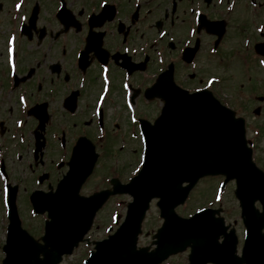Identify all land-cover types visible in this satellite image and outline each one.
<instances>
[{"label": "flooded vegetation", "instance_id": "af4514ba", "mask_svg": "<svg viewBox=\"0 0 264 264\" xmlns=\"http://www.w3.org/2000/svg\"><path fill=\"white\" fill-rule=\"evenodd\" d=\"M263 40L264 0H0V262L8 198L32 226L29 195L54 189L75 146L98 154L83 194L125 181L141 123L161 111L146 87L169 67L181 88L230 104L226 72L263 71Z\"/></svg>", "mask_w": 264, "mask_h": 264}, {"label": "water", "instance_id": "95a60500", "mask_svg": "<svg viewBox=\"0 0 264 264\" xmlns=\"http://www.w3.org/2000/svg\"><path fill=\"white\" fill-rule=\"evenodd\" d=\"M168 104L164 111L170 116L163 115V119L170 118L174 123L166 129L160 126L158 131L156 127L148 130L144 166L138 176L124 188L133 197L124 222L114 235L97 244L87 264H156L169 254L184 249L190 242L195 248L193 256H204L199 264L207 261L232 264L236 242L233 231L225 236L220 254V246L217 247L214 242L225 229L221 219L210 220L205 215L206 210L184 219L177 216L173 208L184 200L199 177L219 173L226 175L225 180H236L235 192L248 221L245 222L247 235L243 261L246 264H264V253L260 256L256 251L264 242L261 233L264 211L258 213L253 207L257 199L264 210V174L251 161V150L244 139L243 122L234 119L227 109L214 101H206L201 97L171 98ZM81 182L71 181L68 177L59 183L49 200L53 208L50 215L52 221L43 238L44 246L55 248L58 254L71 251L107 197L104 192L90 197L78 196ZM182 182H188L187 186L182 188ZM154 196L160 198L158 204L164 223L154 236L156 249L148 253L146 249L135 250V242L147 203ZM21 238L17 232L13 233L6 247L11 254L7 261L11 264H46L45 261L36 260L37 245L27 236L25 239L28 242ZM200 242H203L202 246ZM27 247L28 252L23 255ZM41 250L43 254L50 253L53 256V261L50 260L48 264L59 260L56 254L45 247H41Z\"/></svg>", "mask_w": 264, "mask_h": 264}, {"label": "rangeland", "instance_id": "374dc122", "mask_svg": "<svg viewBox=\"0 0 264 264\" xmlns=\"http://www.w3.org/2000/svg\"><path fill=\"white\" fill-rule=\"evenodd\" d=\"M254 61H255V66L258 67L255 59ZM238 68L242 70L245 67H238ZM234 70H237V68H234L232 66L230 69L231 72H226V80H228V78L233 79L232 82H230L229 80L227 81L228 84L227 89H229V93L234 95L232 97L233 100L232 105L248 121V126H249L247 129L248 138H256L255 149L253 148V157L257 165L263 168L264 167V103L259 116L254 117V115L252 114V109L258 103L256 99H253V95L264 94V75L261 74V71L258 68L257 72L250 73L251 76V81H250L248 80L247 72L244 74L243 72L245 71L242 70L241 72L239 71V73L237 71V73L235 74L233 73ZM254 77L256 78V83L255 85L252 86ZM241 82L242 83L244 82V85L242 86L239 85V83ZM258 125L261 127V129H259L260 134L257 136L256 134H254L253 132L254 130L252 129H256L255 126L258 127ZM129 158H130V154L129 156L126 157V160L128 159V163H130L132 166L133 163L130 162ZM133 161L137 162V158L136 159L134 158L132 162ZM217 182L218 181L214 179H204L203 181L199 182V184L195 187V189L192 192L193 197L190 203L192 206V210H195V208H199L208 200H212L210 198H212ZM91 184H89L88 187H90ZM224 191L225 192L223 193V209H224L223 216L227 221L231 222L232 224H235L234 222L238 221L239 216L237 213L236 200L235 198H233V185L231 183L227 184L226 187L224 188ZM127 199H128L127 197H119L117 200H120L121 204H124L122 200L128 201ZM117 200H113L111 203H108L109 204L107 206L108 208L100 212L99 216L95 219L94 227L90 233L91 238L92 237L100 238L105 235L104 229L106 225L111 224L110 217H114V215H111L113 211L117 210V212L123 214V206L121 204L120 205L115 204ZM155 217H156V212L152 208L146 214L144 225L142 226L143 231H147V230L149 231L151 228H155L159 225L160 222L156 221ZM34 226L35 224H32V226H30L31 232L36 237H38L40 235V230L38 228H35ZM236 227L238 232L240 233L242 228H240L237 225ZM148 242H149V236L143 235L139 238L138 244L139 243L148 244ZM182 254H179L175 257L168 259L167 262H165L164 264H183V260L185 256H183ZM81 255L82 253L80 252L79 256ZM61 263L79 264L78 255L75 254L73 257L70 256L69 258L66 257L63 259Z\"/></svg>", "mask_w": 264, "mask_h": 264}, {"label": "snow or ice", "instance_id": "6c2138e0", "mask_svg": "<svg viewBox=\"0 0 264 264\" xmlns=\"http://www.w3.org/2000/svg\"><path fill=\"white\" fill-rule=\"evenodd\" d=\"M9 43L11 44V40L9 41Z\"/></svg>", "mask_w": 264, "mask_h": 264}]
</instances>
